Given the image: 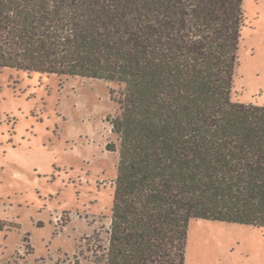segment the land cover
<instances>
[{
  "label": "trees",
  "instance_id": "16d2710c",
  "mask_svg": "<svg viewBox=\"0 0 264 264\" xmlns=\"http://www.w3.org/2000/svg\"><path fill=\"white\" fill-rule=\"evenodd\" d=\"M245 22L244 0H0V68L125 84L97 263L186 264L193 219L264 228V105L231 97Z\"/></svg>",
  "mask_w": 264,
  "mask_h": 264
},
{
  "label": "rangeland",
  "instance_id": "374dc122",
  "mask_svg": "<svg viewBox=\"0 0 264 264\" xmlns=\"http://www.w3.org/2000/svg\"><path fill=\"white\" fill-rule=\"evenodd\" d=\"M244 8L231 97L264 105V0ZM124 87L0 68V264H103L121 143L112 121ZM186 264H264V228L193 219Z\"/></svg>",
  "mask_w": 264,
  "mask_h": 264
}]
</instances>
